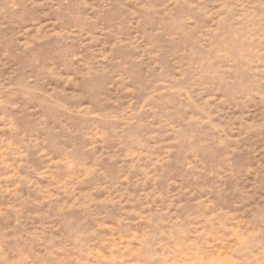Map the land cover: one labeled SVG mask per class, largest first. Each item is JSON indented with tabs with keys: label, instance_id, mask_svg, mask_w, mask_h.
<instances>
[{
	"label": "rangeland",
	"instance_id": "rangeland-1",
	"mask_svg": "<svg viewBox=\"0 0 264 264\" xmlns=\"http://www.w3.org/2000/svg\"><path fill=\"white\" fill-rule=\"evenodd\" d=\"M0 264H264V0H0Z\"/></svg>",
	"mask_w": 264,
	"mask_h": 264
}]
</instances>
